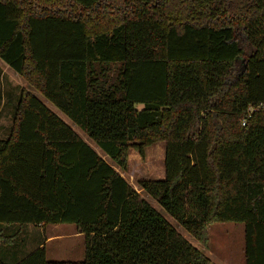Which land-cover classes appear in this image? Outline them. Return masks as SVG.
I'll return each mask as SVG.
<instances>
[{"label": "trees", "instance_id": "1", "mask_svg": "<svg viewBox=\"0 0 264 264\" xmlns=\"http://www.w3.org/2000/svg\"><path fill=\"white\" fill-rule=\"evenodd\" d=\"M0 59L102 153L5 78L0 239L69 222L85 246L0 264H211L118 170L160 140L164 178L139 188L202 245L242 222L244 264H264V0H0Z\"/></svg>", "mask_w": 264, "mask_h": 264}, {"label": "rangeland", "instance_id": "2", "mask_svg": "<svg viewBox=\"0 0 264 264\" xmlns=\"http://www.w3.org/2000/svg\"><path fill=\"white\" fill-rule=\"evenodd\" d=\"M237 64L240 66V60H238ZM0 72V76L4 78H10L13 82L23 83L27 90L34 94L35 97L44 103L50 110L71 126V128L96 151L101 153L98 147L64 112L43 96L38 90L26 83L18 73L7 66L1 59ZM1 84L2 82L0 80V87ZM5 99V95L0 96V135L5 131L3 125H8L11 119L10 106L7 107L6 103L3 102ZM136 107L141 108L142 104L137 103ZM103 157L111 162L106 156L103 155ZM163 157L164 141L162 140L146 146L143 155H140L137 150L129 148L127 151L126 170L122 171L118 168L117 169L120 174L140 192L141 196H143L152 207L166 218L185 239L205 254L207 253V250H209L210 253L208 257L211 259V264H244V224L242 222L217 221L211 223L208 226V242L206 245H202L198 240L185 231V229L171 215H169L154 198L139 188L138 181L141 179L161 180L164 178ZM49 233L59 235H57L55 239H47L44 241L46 258L48 260H81L83 258L85 236L84 234L75 232L74 224L69 222L46 225L27 224L21 226L15 230V233L12 236H10L11 244L4 243L3 240L0 239V257H5L6 255L13 256L17 250L18 252H22L25 248L32 247L43 237L46 238Z\"/></svg>", "mask_w": 264, "mask_h": 264}, {"label": "crops", "instance_id": "3", "mask_svg": "<svg viewBox=\"0 0 264 264\" xmlns=\"http://www.w3.org/2000/svg\"><path fill=\"white\" fill-rule=\"evenodd\" d=\"M2 76H0V80H1V82H2V84H1V87L2 86H4V84H8L7 82H6V79L5 78H3ZM7 81H9V84L10 85H12V86H21V87H24V88H26L24 85H23V83H21V82H13L10 78H7ZM26 82V81H25ZM27 83V82H26ZM78 134V133H77ZM57 235H59V234H55V233H49L47 236H46V239H45V241L47 240V239H49V240H52V239H55L56 238V236ZM208 236H209V234H208ZM208 242V241H207ZM207 244V243H206ZM209 250H207V253H206V255L208 256L209 255ZM211 260V259H210ZM243 262H244V259H243Z\"/></svg>", "mask_w": 264, "mask_h": 264}, {"label": "built area", "instance_id": "4", "mask_svg": "<svg viewBox=\"0 0 264 264\" xmlns=\"http://www.w3.org/2000/svg\"><path fill=\"white\" fill-rule=\"evenodd\" d=\"M252 110H253V108L251 107V108L248 110V115H249V113H250ZM242 123H244V121H243Z\"/></svg>", "mask_w": 264, "mask_h": 264}]
</instances>
